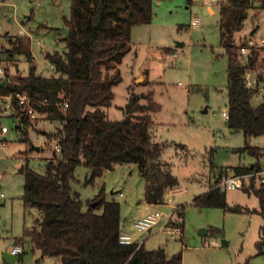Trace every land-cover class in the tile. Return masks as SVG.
Here are the masks:
<instances>
[{
	"label": "rangeland",
	"instance_id": "1",
	"mask_svg": "<svg viewBox=\"0 0 264 264\" xmlns=\"http://www.w3.org/2000/svg\"><path fill=\"white\" fill-rule=\"evenodd\" d=\"M219 1L221 6L224 0ZM258 1L248 10L241 33L257 26L255 36L264 38V8ZM212 9L211 14L199 0H155L152 22L131 30V49L119 65L122 80L112 88L114 98L105 109L110 120H121L131 91L152 95L160 109L152 114L151 137L164 145L162 159L172 165L182 192L163 204L147 205L144 180L135 164L117 165L89 184H85L86 170L80 165L75 169L79 183L74 182L73 188L84 209L102 189L105 200L120 205L122 230L147 250L163 249L167 259L179 253L181 264H264V217L259 214L256 196L247 194L245 187L225 191L227 206L238 207L240 212L193 203L226 170L232 174L236 167L250 168L264 159V134L247 139L240 131H230L222 116L228 110L227 55L221 44L219 9L216 4ZM69 14L68 0H0V59L9 75L28 73L24 56H8L11 40L28 37L35 73L58 76L45 54L63 51V19ZM194 17L200 19L198 28L191 26ZM141 76L144 79H138ZM251 103L256 106L259 100ZM3 105L1 98L0 127L6 126L9 132L6 151L0 143V194L4 196L0 201V264H4L3 252L38 218L36 210H25L22 205L24 176L18 167L27 155V166L44 173V159L50 160L56 152V140H45L41 132L47 129L48 136L58 128L42 116L29 118L28 143H24L12 117L3 114ZM31 146H39L43 154H35ZM246 147L258 148L259 154ZM150 212L163 216L151 232H138L135 222ZM171 215L181 223L182 233L176 239L160 231ZM21 249L15 264H35L37 260L58 264L55 258L33 251L28 239Z\"/></svg>",
	"mask_w": 264,
	"mask_h": 264
},
{
	"label": "trees",
	"instance_id": "2",
	"mask_svg": "<svg viewBox=\"0 0 264 264\" xmlns=\"http://www.w3.org/2000/svg\"><path fill=\"white\" fill-rule=\"evenodd\" d=\"M68 1L70 14L63 19L66 35L61 39L64 49L45 54L58 76L37 75L30 40L19 37L11 40L8 56H24L28 73L11 76L6 69V79L0 82V96L26 94L38 113L60 124L49 134L60 151L53 152L44 173L24 166L22 205L25 210H36L38 218L14 243L23 245L28 239L33 250L59 259L60 264H181L179 253L167 259L160 248L120 244L119 203L105 200L101 189L84 209L72 188L79 165L90 171L85 184L116 165H137L144 180V201L149 206L163 204L167 191L179 184L172 165L162 159L164 145L151 137L152 114L160 107L150 93L137 95L131 91L121 120H110L105 113L114 98L112 88L122 80L119 65L131 49V30L152 22L155 0ZM260 5L264 8V1ZM251 7L252 0H224L219 8L221 44L227 55L226 124L230 131H240L247 139L264 134V102L256 106L251 103L252 92L244 87V68L238 62L240 40L234 37ZM28 125L29 117L24 114L15 121L24 143H28ZM246 149L259 154L258 148ZM258 169L259 164L236 167L234 172L248 174ZM244 191L257 197L259 214L264 217V184L256 185L252 178ZM224 192L211 187L193 203L240 212L238 207L227 206Z\"/></svg>",
	"mask_w": 264,
	"mask_h": 264
},
{
	"label": "built area",
	"instance_id": "3",
	"mask_svg": "<svg viewBox=\"0 0 264 264\" xmlns=\"http://www.w3.org/2000/svg\"><path fill=\"white\" fill-rule=\"evenodd\" d=\"M193 1V0H192ZM202 4L211 10L212 7L218 4L219 0H199ZM200 25V19L194 17L191 20V26L193 28H198ZM238 62L241 67L244 68L242 74V80L244 87L252 92V98L259 100V103L264 102V38H258L255 34H251L249 37L242 38L238 42ZM52 67V66H51ZM6 68L2 65L0 59V82L2 83L6 79ZM4 99L3 114L5 116H10L14 122L18 121L21 114L27 115L31 119H35L37 115L36 109L30 105V99L26 94H16L0 96V99ZM43 104V102H42ZM257 104V105H258ZM67 104H64L63 108H66ZM222 116L227 119L228 113L226 110L222 111ZM9 129L6 126L0 127V143L1 150L6 151V134ZM55 151L59 153L60 148L55 145ZM254 178L259 185L264 184V159L262 164H259V169L255 172L248 174H229L223 172L220 177L216 180L214 188H218L220 191L242 189L245 186H249L251 179ZM257 184V183H256ZM182 190L172 188L167 191L165 200H172L173 196L177 193H181ZM122 196V193L120 194ZM3 194H0V201L3 198ZM162 214L150 212L144 217L138 219L134 227L140 233L151 232L152 228L156 226L162 218ZM161 232L166 233L171 239H176L181 235V223L177 218L172 215L169 216L163 226L160 228ZM118 241L123 245L137 244V247L143 243H138L136 239L128 233L121 232L118 237ZM12 254L20 255L21 248L19 246L12 247Z\"/></svg>",
	"mask_w": 264,
	"mask_h": 264
},
{
	"label": "crops",
	"instance_id": "4",
	"mask_svg": "<svg viewBox=\"0 0 264 264\" xmlns=\"http://www.w3.org/2000/svg\"><path fill=\"white\" fill-rule=\"evenodd\" d=\"M192 0H189V2H191ZM261 1H264V0H259L258 2H257V4H261ZM220 2V1H219ZM218 2V4H217V8L219 9L220 8V6H219V3ZM254 2V0H252V3ZM253 4H256V3H253ZM261 9H263L262 7H261ZM209 11V13H214V11H213V9H211V10H208ZM27 19H28V17H27ZM244 24V23H243ZM243 28V27H242ZM66 29V28H65ZM242 30V29H241ZM241 30H239V31H237L235 34H234V37L236 36L237 38H235V40L236 41H239V40H241L242 38H245L246 36H248V35H251V34H255V32H256V30H257V26H255L254 28H252V30L249 32V33H245V34H242L241 33ZM66 35V34H65ZM65 37V36H64ZM24 59H25V57H24ZM15 68H16V71L18 72V65L17 64H15ZM138 79H144V77L143 76H141L140 78H138ZM137 79V80H138ZM44 117L45 119H46V115H44V114H41V113H38L37 112V117ZM47 122H53V123H57L58 125H56V126H58V127H60V124L58 123V122H56V121H49L48 119H47ZM46 131H47V129H46ZM45 130L44 131H42L41 132V136L40 137H44L45 138V140H49V134H48V136H46L47 134H45V132H46ZM39 137V138H40ZM50 141V140H49ZM32 147H34V146H31V150L32 151H34L35 152V154H43V152H42V150L39 148V150H35V149H33ZM35 147H39V146H35ZM48 159V158H47ZM28 160H29V157L26 155V156H24V160H22L21 161V164L19 165V170L23 167V171H24V166H25V164H27L28 163ZM44 161H45V164H46V162L47 161H49V160H46V159H44ZM80 166V165H79ZM117 166V165H116ZM85 168V167H84ZM85 170H86V173H85V180H86V178H88V176H89V174H90V171L88 170V169H86L85 168ZM225 172H227V170L225 171ZM20 173V172H19ZM228 173V172H227ZM233 173H235L234 172V170H233ZM21 174H23V173H21ZM217 177H219V176H217ZM76 182H78L79 183V180L77 179V181ZM178 187V186H177ZM72 188H73V183H72ZM73 191L74 192H76V193H78L74 188H73ZM144 194V193H143ZM78 195H79V197H80V194L78 193ZM81 199V198H80ZM145 202V201H144ZM29 229V228H28ZM123 231V230H122ZM124 232V231H123ZM17 238H15V240H16ZM14 240V241H15ZM14 246H19L20 248L23 246V245H15V243H14V245L13 246H10L9 248H12V247H14ZM8 248V249H9ZM33 250V249H32ZM33 251H37V250H33ZM21 253H22V249H21ZM21 253H20V255H21ZM19 255V256H20ZM19 256H18V259H19ZM17 259V260H18ZM56 259V261L58 262V264H60V261H59V259H57V258H55ZM17 262V261H16ZM15 262V263H16ZM4 263V262H3ZM35 264H44L43 263V261H40V260H37V261H35Z\"/></svg>",
	"mask_w": 264,
	"mask_h": 264
},
{
	"label": "water",
	"instance_id": "5",
	"mask_svg": "<svg viewBox=\"0 0 264 264\" xmlns=\"http://www.w3.org/2000/svg\"><path fill=\"white\" fill-rule=\"evenodd\" d=\"M177 46L181 47L182 44L178 43ZM180 147L182 148L183 146H180ZM32 148L35 150H39V147L34 146ZM19 172L23 173V167L19 170ZM94 205L95 204L93 203L92 206ZM204 233H206V231H204ZM222 245L226 246L227 243L225 241H222ZM11 251H12V248H9L5 252H3L2 259H3L4 264H15V262L17 261L18 255L12 254Z\"/></svg>",
	"mask_w": 264,
	"mask_h": 264
}]
</instances>
